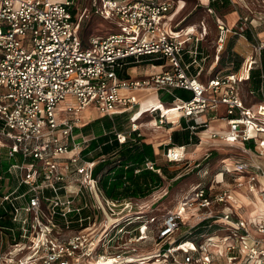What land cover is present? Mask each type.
Masks as SVG:
<instances>
[{
    "label": "built area",
    "instance_id": "built-area-1",
    "mask_svg": "<svg viewBox=\"0 0 264 264\" xmlns=\"http://www.w3.org/2000/svg\"><path fill=\"white\" fill-rule=\"evenodd\" d=\"M80 1L0 0V136L13 160L0 175V220L10 221L0 225V264H145L152 258L162 264H264V38L254 33V19L241 16L239 33L217 18L216 61L230 33L241 35L242 61L238 72L205 81L204 34L161 27L171 22L175 0H100L96 14L116 30L86 45ZM206 7L216 13L211 3ZM142 64L160 70L141 74ZM257 69L262 100L247 105L240 84ZM178 89L191 98L176 96ZM140 90L146 95L137 99L133 93ZM161 92L174 99L166 110L147 111L151 128L171 133L184 121L200 141L203 135L239 143L244 155L222 160L212 176L205 169L164 215L159 237L185 228L180 239L162 254L136 256L143 237L133 230L144 233L146 214L133 210L138 200L105 196L101 174L94 175L97 161L82 155L91 138L81 128L94 119L92 106L111 119L130 109L129 126L115 133L121 144L136 141L143 124L137 116L147 113L142 100ZM217 121L221 125L212 124ZM187 146H171L164 156L181 164ZM145 167L154 169V163Z\"/></svg>",
    "mask_w": 264,
    "mask_h": 264
},
{
    "label": "rangeland",
    "instance_id": "rangeland-1",
    "mask_svg": "<svg viewBox=\"0 0 264 264\" xmlns=\"http://www.w3.org/2000/svg\"><path fill=\"white\" fill-rule=\"evenodd\" d=\"M100 0H81L77 4V18L80 23V34L84 43L88 42L89 38L95 35H105L113 30H116L115 24L108 20H103L98 14H96L95 5ZM177 3L176 8L171 13V22L161 27L167 31L173 29L174 25H179L176 29L184 30V32H189L191 35H200L203 33L202 40V50L209 54V57L205 64L204 72L201 75L203 80H207L211 75L215 74H226L230 71L238 72L241 66V56L235 55V51H230L229 61L233 64L227 62L228 54L227 49L221 55L222 60L219 64L212 69V59L214 58V53L216 49V43L218 39V27H217V17L219 13L229 12L231 9L239 11V15L236 14V20L234 23L229 24L227 20L223 17L221 19L229 28L237 30L241 33V16H249L253 20V31L256 33L257 38H264V0H175ZM211 3V7L215 10L216 14L209 13L206 5ZM232 3V6H229ZM86 15H83L84 10ZM83 15V16H82ZM217 15V16H216ZM81 18V19H80ZM185 20V21H184ZM183 21V22H182ZM256 26V27H254ZM206 30V31H205ZM230 33V47L235 46L237 50L241 51V35ZM242 40H244L242 38ZM137 70L145 72L146 75L156 72L158 68L152 67L150 65L142 64ZM136 70V71H137ZM134 71V73L136 72ZM241 74V72H240ZM242 75H246L242 71ZM240 96L242 100L248 105L258 102L261 98L260 93L252 94L249 91V83L240 84ZM170 99V96L160 97V100ZM93 113L90 115L91 123L95 120L100 119V122L107 123L108 117H102L97 114V110L92 106L89 108ZM135 110L136 107H135ZM130 109L124 111V113L116 116L115 121L120 129H124L129 126L128 112ZM225 108L222 107V112ZM153 117L151 114L145 113L140 119L142 124V136L148 142H152L156 149V161L163 168L167 169L169 173L176 175L173 179L168 176L163 182L161 188L154 191L147 198L136 201L133 204L134 211H143L145 217L146 230L141 233V229H134V233L141 235L143 241L137 245L136 256H150L155 254H162L163 250L170 246L174 240H178L184 234L185 228H181L177 233L169 239L163 240L159 237V230L162 226L164 215L167 212L174 210L178 203L187 195L192 187L198 183L201 179L203 171L206 169L207 175H214L218 166L222 160L226 159L231 161L235 158L244 155L241 149V144H231L223 141L222 139H209L202 135V140L187 146V159L181 164H172L167 161L164 156L167 150L168 144L171 143V133H168L166 129H153L150 126ZM2 124L0 123V127ZM95 133L92 132V136ZM4 143V139L0 136V149L1 144ZM160 144V145H159ZM159 148V149H158ZM96 152V151H95ZM95 152L90 153L93 156ZM4 153H0V159H3ZM96 160V159H95ZM13 160L6 162L3 165V169L12 163ZM201 164L200 167L195 168L196 164ZM202 169L198 173V169ZM202 172V173H201ZM205 178V177H204ZM156 217V218H153ZM147 218V219H145ZM124 219H122L123 221ZM139 227V226H138ZM175 245V243H174ZM162 260L163 257H160ZM129 262V261H128ZM131 262V261H130ZM141 262H135V264H140ZM145 264H162L156 260V258L150 259ZM171 264V261L170 263Z\"/></svg>",
    "mask_w": 264,
    "mask_h": 264
},
{
    "label": "trees",
    "instance_id": "trees-1",
    "mask_svg": "<svg viewBox=\"0 0 264 264\" xmlns=\"http://www.w3.org/2000/svg\"><path fill=\"white\" fill-rule=\"evenodd\" d=\"M246 34L252 38L249 31H246ZM83 44L86 45L87 42L84 43L83 41ZM230 49L232 50V46H229L227 49V62L232 63L229 61ZM222 58L220 56V61ZM262 63L264 72V50L262 52ZM261 82V70L257 69L252 72L250 80L245 82V84L249 83L250 93H260L261 95ZM175 93L176 96L185 99L191 98V93L184 89H178ZM169 96V100L172 101L174 96ZM261 100L262 98L258 101ZM115 118L111 119L108 117L107 123L100 122V119H98L92 123L89 122L81 128V132L91 138L89 145L83 150L82 155L91 161H97L94 168V175L101 174L100 187L107 198L116 201L147 198L154 191L162 187L167 176L173 179L176 175L169 173L167 169L157 163V152L154 144L146 141L143 136L137 138L136 141L128 139L125 143L121 144L116 136L115 129L118 131H123L124 129H120L117 126ZM92 132L95 135L92 136ZM171 139L172 141L168 144L167 148L175 145H190L199 141V137L193 135L190 129L186 128L184 121L182 122V128L172 131ZM92 152H95V154L90 156ZM0 153H4L3 159H0L1 175L2 173H6L12 163L4 169L3 165L12 159L8 157L6 148L2 147ZM102 156L105 158L103 159ZM148 160L154 163V169L145 167V163ZM171 163L175 164L173 162ZM137 169L140 171L136 172ZM3 214H5L4 211L0 209V216ZM9 224L10 221L8 218L0 220V225L7 226Z\"/></svg>",
    "mask_w": 264,
    "mask_h": 264
},
{
    "label": "crops",
    "instance_id": "crops-1",
    "mask_svg": "<svg viewBox=\"0 0 264 264\" xmlns=\"http://www.w3.org/2000/svg\"><path fill=\"white\" fill-rule=\"evenodd\" d=\"M229 6H232V3L229 5ZM239 13V11L237 12L236 10H234V9H231L229 12H226V13H219V15L221 16V17H223L225 20H227V22L229 23V24H232V23H234L235 22V20H236V14H238ZM216 14V13H215ZM240 14V13H239ZM238 14V16H240ZM217 16V17H220V16ZM222 19V18H221ZM183 22V21H182ZM230 38L227 40V43H226V46H225V51H226V49H228V47L230 46ZM232 50L233 51H235L236 53L237 52H241L240 50H237L236 49V47L235 46H232ZM209 55V54H208ZM222 55V54H221ZM215 56H216V51H215V53H214V58L212 59V69L214 68V67H216V65L217 64H219L220 63V59H219V61H216V58H215ZM158 70H160V68H158ZM134 71H136V69H132V70H130V73L133 75V76H136L137 74H139V72L138 71H136L135 73H134ZM141 72V74H144L145 72H142V71H140ZM133 95L137 98V99H142L143 97H145V95H146V92H144V90H141V91H136V92H134L133 93ZM169 96V94H167V93H165V92H161L160 93V95L159 96H153V97H151V98H149L148 100H142V104H143V102H148V101H151V100H153L154 101V107H159V108H163L162 110H166L168 107H170V100L169 99H167L166 101L165 100H160V97H162V96H164V97H166V96ZM155 99V100H154ZM153 107V108H154ZM142 108V107H141ZM153 108H151V109H153ZM137 109V108H136ZM221 111H222V108H221ZM148 113V112H147ZM138 118L137 119H141L142 118V116L141 117H139V116H137ZM213 125H215V126H219V125H221V123L220 122H215V123H212ZM167 130V129H166ZM168 132V131H167ZM169 133V132H168ZM160 145V144H159ZM190 146V145H189ZM159 149V148H158ZM8 160H10L9 158H8ZM241 198L246 202V203H249L247 200H246V198L244 197V194L243 193H241Z\"/></svg>",
    "mask_w": 264,
    "mask_h": 264
},
{
    "label": "bare ground",
    "instance_id": "bare-ground-1",
    "mask_svg": "<svg viewBox=\"0 0 264 264\" xmlns=\"http://www.w3.org/2000/svg\"><path fill=\"white\" fill-rule=\"evenodd\" d=\"M141 91V90H140ZM155 100V99H154ZM155 105H154V101L151 100V101H148V102H143L142 104V108H141V112L144 113V112H147L149 110H151V108H153ZM140 112V113H141ZM139 116V115H138ZM140 117V116H139ZM138 118V117H137Z\"/></svg>",
    "mask_w": 264,
    "mask_h": 264
}]
</instances>
